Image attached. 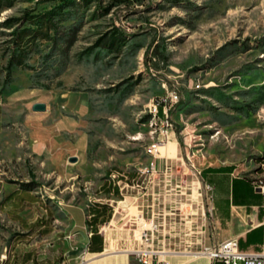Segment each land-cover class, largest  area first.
Masks as SVG:
<instances>
[{
	"label": "rangeland",
	"instance_id": "rangeland-1",
	"mask_svg": "<svg viewBox=\"0 0 264 264\" xmlns=\"http://www.w3.org/2000/svg\"><path fill=\"white\" fill-rule=\"evenodd\" d=\"M5 1L12 5L0 9V177L30 184L58 228L69 191L94 196L110 180L131 211L116 216L127 238L138 241L152 219L155 248L203 251L216 209L202 170L233 165L261 179L264 0H90L65 22L79 26L67 55L60 43L38 41L21 67L8 61L27 24L13 19L65 0ZM171 93L178 100L163 107L171 123L164 129L152 110ZM36 102L45 110H32ZM34 130L71 149L31 155ZM158 143L154 155L149 146ZM71 174L77 188L64 180ZM1 210L2 245L22 228ZM112 238L120 247L123 239Z\"/></svg>",
	"mask_w": 264,
	"mask_h": 264
},
{
	"label": "crops",
	"instance_id": "crops-1",
	"mask_svg": "<svg viewBox=\"0 0 264 264\" xmlns=\"http://www.w3.org/2000/svg\"><path fill=\"white\" fill-rule=\"evenodd\" d=\"M46 135L49 136L50 132L34 130L29 134L33 141L31 155L36 157L46 152L62 157L71 149L54 146L52 137L46 138ZM236 170L234 167L231 172L208 174L210 183L214 185L216 209L208 229L212 236L210 244L234 238L242 249L264 251V183L261 181L264 179V167L259 172V183L247 175L238 174ZM64 180L77 188V174L67 175ZM116 182L120 181H113V184ZM110 183V180L104 179L99 185L102 189L94 196L82 195L77 189L69 191L70 196L61 205L64 224L58 228L52 208L46 204L39 206L42 201L30 184L4 181L0 177V209L22 228L10 240L0 244V264H138L130 252L139 246L137 239L127 238V230L119 229L124 225H116L118 213L130 214L131 211L124 209L125 196L119 189H103V184L111 188ZM111 202L117 203V206ZM102 204L108 206L103 207ZM37 206L40 210L35 212ZM122 209L125 211L121 212ZM36 221L38 224L35 226ZM93 232L96 233L94 237ZM113 236L123 239L120 247ZM161 257L168 264H215L203 252L165 251Z\"/></svg>",
	"mask_w": 264,
	"mask_h": 264
},
{
	"label": "trees",
	"instance_id": "trees-1",
	"mask_svg": "<svg viewBox=\"0 0 264 264\" xmlns=\"http://www.w3.org/2000/svg\"><path fill=\"white\" fill-rule=\"evenodd\" d=\"M89 1L90 0H81L80 3L76 0H65L61 5L50 10L38 13L25 12L20 19H13L18 22L22 20L27 25L20 28L16 34L15 47L9 57V65L15 64L19 67L25 66L27 56L36 50L35 48L37 47L38 41L53 40L56 44L60 43L62 46L61 52L67 55L77 39L79 26L74 23L65 24V22L71 19V14L77 13L79 5L83 4L87 6ZM11 5V2L0 0V9ZM69 6H72L73 9L66 10L65 8H69ZM74 6L76 7L74 8ZM160 114H162L161 105L159 107V115ZM259 166H261V168L264 167V156L259 160ZM234 167L233 165L208 167L202 170L201 174L204 176L208 175L210 172H231ZM102 187L106 191L110 189L109 187H104V184ZM114 190L116 191L117 189L114 188ZM102 206L107 207L108 205L102 204ZM34 224L36 226L38 222L36 221ZM95 235L96 233L93 232L92 237ZM218 262L221 263L217 260L214 261L215 264Z\"/></svg>",
	"mask_w": 264,
	"mask_h": 264
},
{
	"label": "built area",
	"instance_id": "built-area-1",
	"mask_svg": "<svg viewBox=\"0 0 264 264\" xmlns=\"http://www.w3.org/2000/svg\"><path fill=\"white\" fill-rule=\"evenodd\" d=\"M162 103L157 102L156 109L153 112L159 113L160 105L166 106L167 102H176L178 96L171 93L169 97L162 99ZM162 115V114H161ZM161 120L164 123V129H167L171 123L168 115L165 113L161 116ZM164 144H154L152 147L153 154L156 155L158 149ZM264 183V179L261 180ZM206 192L210 193V197L213 198L214 185L210 182L205 183ZM144 219V218H143ZM148 221V220H145ZM157 230V226L153 220H150L149 226H143L138 237L139 246L130 250L135 261L138 264H168V262L161 257V254L165 251L154 247L153 234ZM203 253L209 255L211 260L220 261L222 264H264V251H249L240 248L237 239L229 238L222 241L214 242L204 247Z\"/></svg>",
	"mask_w": 264,
	"mask_h": 264
},
{
	"label": "water",
	"instance_id": "water-1",
	"mask_svg": "<svg viewBox=\"0 0 264 264\" xmlns=\"http://www.w3.org/2000/svg\"><path fill=\"white\" fill-rule=\"evenodd\" d=\"M45 108V104L41 102H36L32 105V110L34 111H43ZM70 161H75V157H70Z\"/></svg>",
	"mask_w": 264,
	"mask_h": 264
},
{
	"label": "bare ground",
	"instance_id": "bare-ground-1",
	"mask_svg": "<svg viewBox=\"0 0 264 264\" xmlns=\"http://www.w3.org/2000/svg\"><path fill=\"white\" fill-rule=\"evenodd\" d=\"M155 109H156V105L153 106V110H155ZM153 110H152L153 115L155 117L158 116L159 113L158 112H153ZM162 124L164 125L163 121H162ZM172 146H173V142L169 141L168 144H167L168 151H170L172 149Z\"/></svg>",
	"mask_w": 264,
	"mask_h": 264
}]
</instances>
